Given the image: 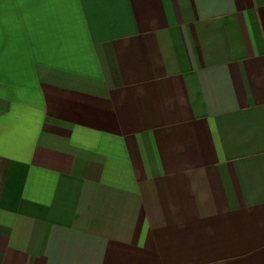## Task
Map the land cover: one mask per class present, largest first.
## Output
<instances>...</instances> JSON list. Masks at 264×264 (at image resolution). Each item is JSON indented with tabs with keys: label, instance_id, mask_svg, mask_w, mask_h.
Segmentation results:
<instances>
[{
	"label": "crops",
	"instance_id": "crops-1",
	"mask_svg": "<svg viewBox=\"0 0 264 264\" xmlns=\"http://www.w3.org/2000/svg\"><path fill=\"white\" fill-rule=\"evenodd\" d=\"M0 264H264V0H0Z\"/></svg>",
	"mask_w": 264,
	"mask_h": 264
}]
</instances>
